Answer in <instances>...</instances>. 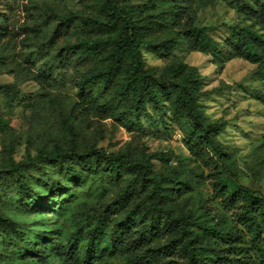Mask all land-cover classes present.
<instances>
[{
    "label": "rangeland",
    "instance_id": "1",
    "mask_svg": "<svg viewBox=\"0 0 264 264\" xmlns=\"http://www.w3.org/2000/svg\"><path fill=\"white\" fill-rule=\"evenodd\" d=\"M143 19L144 36L160 50L142 47L144 67L159 75L169 69L170 82H179L178 64L197 67L203 76L199 102L204 116L222 125L218 140L230 152L226 162L205 166L189 149L193 142L188 114L165 96L164 112L148 104L140 119L124 115L131 94L117 99L130 67L126 52L108 86L96 84L93 104L80 106L84 74L106 68L111 45L88 51L92 40L117 36L116 27L87 25L84 17H103L102 0H0V84L15 95L0 92V218L21 230V238L0 229V264H124L136 256L139 264H185L173 234L153 243L150 262L138 259L137 241L143 224L136 211L150 201L149 186L138 182V170L123 165L119 176L105 161L79 158L53 163L40 151L90 149L107 154L125 152L133 163L152 162L151 174L166 175L165 201L199 225L215 223L234 230L233 242H223L225 264H264L253 243V232L240 208H226L213 197V178L226 168L239 181L264 196V54L247 58L232 42L230 27L250 28L264 38V0H119ZM66 17L69 21L64 22ZM191 27H210L221 44L214 54L194 49L185 35ZM85 87L90 88L89 85ZM86 90V91H87ZM210 157H214L209 153ZM30 186L21 193V183ZM58 182L55 191L48 183ZM135 184L121 203L118 195ZM259 219L264 206L259 209ZM97 228L95 240L89 229ZM205 233L208 248L215 240ZM258 240L264 245V222ZM221 241V240H219ZM113 242L114 247L110 245ZM144 251V250H143Z\"/></svg>",
    "mask_w": 264,
    "mask_h": 264
},
{
    "label": "trees",
    "instance_id": "2",
    "mask_svg": "<svg viewBox=\"0 0 264 264\" xmlns=\"http://www.w3.org/2000/svg\"><path fill=\"white\" fill-rule=\"evenodd\" d=\"M102 11L103 17L87 15L84 17V23L112 28L121 24V29L117 36L92 40L87 47L88 51H96L97 48L110 44L112 60L106 68L90 69L84 74L81 95L83 102L80 103V106L93 104V90L87 89H92L96 84L108 86L112 82L126 52L130 59L129 71L115 93L117 99H123L130 94L132 96L133 102L124 115L140 119L146 113L148 104L162 113L164 112L163 100H165V96H172L175 104L191 119L190 129L194 139L190 143L189 149L193 156L203 165L209 167L214 164V159L222 162L228 161L231 154L217 138L222 125L209 121L200 108L199 94L203 76L197 67L178 64L176 71L182 76L179 82L169 81V78L166 77L169 69H164L159 75L155 70H147L144 67L141 48L160 50V46L145 39L143 19L135 17L130 7L119 4V0H102ZM62 19L64 22L69 21L66 17ZM210 29V27H191L184 38L194 49L212 53L216 58L221 59L220 62L227 60V55L221 58V44L209 33ZM230 32L232 42L241 49V52L253 62H258L264 54L263 36L250 28L240 30L230 27ZM86 85H89L90 88L85 87ZM0 92L8 97L15 95L13 89L5 84H0ZM209 153L214 157H210ZM39 157L53 163L75 157L88 160L93 158L98 162L104 160L109 172L117 176L121 174L123 165L138 170V182L150 188V201L142 209H134L125 216L128 221L136 211H139L138 214L141 217L140 222L143 226L140 229L139 238L131 243L132 248L139 252L138 259L150 262L154 251L152 243L161 235L170 233L174 235V244L179 246L187 258L185 264H222L220 260L224 257L226 262L232 260L229 253L224 255L221 251L224 250L223 242H233L236 232L232 229L221 230L215 223L199 225L188 215L177 214L165 201L163 182L167 177L161 172L151 174L153 165L151 161L142 160L139 163H133L130 155L125 152L109 155L104 151L90 149L86 153H80L75 144H72L68 150H55L52 153L40 151ZM215 172L217 174L213 178V197L220 199L226 208L238 207L241 209L244 222L253 232L254 246L264 259V245L258 240L264 222V215L259 219L258 212L260 207L264 206V196L259 197L257 191L244 186L239 181L236 171L232 169L226 168L227 175H222L220 171ZM47 186L55 191L62 189V185L58 182L48 183ZM134 188H136L135 184L129 183L125 192L118 195L115 203H121ZM20 192L29 193L30 186L22 182ZM0 229L9 236L21 238V230L8 220L0 218ZM89 229L93 236L92 240H95L98 228L91 223ZM205 233H210L215 237V241L208 248H205L200 241ZM110 245L114 247L113 242H110ZM83 264H91V257L84 258ZM124 264H139V261L133 255Z\"/></svg>",
    "mask_w": 264,
    "mask_h": 264
}]
</instances>
